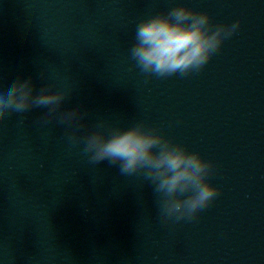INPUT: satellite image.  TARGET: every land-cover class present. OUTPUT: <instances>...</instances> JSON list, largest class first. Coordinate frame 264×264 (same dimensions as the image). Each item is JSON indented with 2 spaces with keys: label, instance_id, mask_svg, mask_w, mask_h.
<instances>
[{
  "label": "water",
  "instance_id": "1",
  "mask_svg": "<svg viewBox=\"0 0 264 264\" xmlns=\"http://www.w3.org/2000/svg\"><path fill=\"white\" fill-rule=\"evenodd\" d=\"M178 5L240 26L199 73L149 77L129 56L135 26ZM17 78L66 89L81 136L159 128L214 162L220 194L165 222L142 175L89 164L34 108L0 128V264H264V0H0V91Z\"/></svg>",
  "mask_w": 264,
  "mask_h": 264
},
{
  "label": "clouds",
  "instance_id": "2",
  "mask_svg": "<svg viewBox=\"0 0 264 264\" xmlns=\"http://www.w3.org/2000/svg\"><path fill=\"white\" fill-rule=\"evenodd\" d=\"M240 26V21L214 24L207 12L187 5L172 7L141 19L135 26L134 43L129 56L141 73L151 77H186L199 73ZM31 79L17 78L7 91H0V128L7 127L13 115L24 124L34 108H45L44 123L67 125L68 141L82 145L88 163L108 161L122 175H142L156 197L159 216L165 221L193 220L220 194L209 177L214 162L198 151L170 137L159 128L138 121L128 127H106L103 121L79 135L85 113L79 108L61 111L69 96L66 89L53 83L33 94Z\"/></svg>",
  "mask_w": 264,
  "mask_h": 264
}]
</instances>
